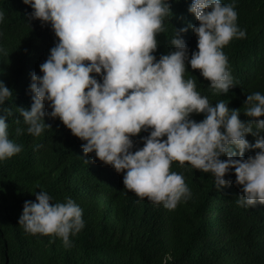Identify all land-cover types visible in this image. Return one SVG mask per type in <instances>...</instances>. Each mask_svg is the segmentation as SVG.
Masks as SVG:
<instances>
[{"label": "clouds", "instance_id": "obj_1", "mask_svg": "<svg viewBox=\"0 0 264 264\" xmlns=\"http://www.w3.org/2000/svg\"><path fill=\"white\" fill-rule=\"evenodd\" d=\"M24 2L33 9L29 16L50 23L58 40L40 64L43 74L31 73L33 102L18 105L27 128L18 126L17 136L25 131L39 136L52 126L46 115L59 118L85 141V153L94 152L92 159L99 157L124 174L127 189L169 209L192 196L183 173L171 170L175 160L211 172L218 189L242 185L241 206L264 203V93H248V118L242 119L240 107L223 99L213 104L197 90L195 78L185 77L190 63L216 92L227 93L235 85L223 46L247 36L237 22L236 0H192L189 11L200 23L176 27L174 47L159 58L157 34L165 31V19L173 12L171 0ZM4 19L0 10V24ZM189 28L198 35L194 51L182 35ZM13 94L0 79V106L6 113L0 114V160L23 148L10 138L7 117L14 110L4 102ZM193 113L205 116L197 120ZM16 121L19 125V116ZM143 131L149 134L140 136L144 143L137 147L134 137ZM250 149L257 151L245 156ZM232 171L235 181L226 176ZM33 192L36 199L24 201L19 224L33 234L58 235L72 247L71 235L86 224L82 206L72 196L53 202L49 191Z\"/></svg>", "mask_w": 264, "mask_h": 264}, {"label": "trees", "instance_id": "obj_2", "mask_svg": "<svg viewBox=\"0 0 264 264\" xmlns=\"http://www.w3.org/2000/svg\"><path fill=\"white\" fill-rule=\"evenodd\" d=\"M191 3L171 0L173 12L165 19V31L157 34L158 58L174 47L176 27L200 23L189 11ZM234 6L239 26L247 29L246 37H233L223 46L235 85L227 93L216 92L210 79L190 63L185 77L195 78L197 90L210 102L229 101L247 119L248 93H264V0H236ZM0 10L5 12L0 79L14 90L4 105L14 110L7 117L10 138L23 145L19 153L0 160V264H164L166 257L167 264H264V203L238 204L242 185L234 182L218 189L211 172L175 160L171 170L183 173L192 196L169 209L127 189L124 174L99 157L92 159L94 152L85 153V141L59 118L46 115L52 126L39 136L27 131L17 136L18 126L27 128L18 105L30 107L33 102L31 73L43 74L40 64L58 37L50 23L29 16L33 9L24 0H0ZM182 35L190 51L198 49V35L191 28ZM0 114L6 115L3 106ZM192 115L200 120L205 113ZM147 134L134 137L137 147L144 143L140 136ZM247 136L255 141L253 134ZM236 175L226 173L233 181ZM36 190L49 191L53 202L72 196L82 206L86 224L71 235L72 247H65L58 235L33 234L19 224L24 201L36 199Z\"/></svg>", "mask_w": 264, "mask_h": 264}, {"label": "bare ground", "instance_id": "obj_3", "mask_svg": "<svg viewBox=\"0 0 264 264\" xmlns=\"http://www.w3.org/2000/svg\"><path fill=\"white\" fill-rule=\"evenodd\" d=\"M260 19V18H259ZM260 24V23H259ZM251 28V27H250ZM256 30V29H255ZM263 31V30H262Z\"/></svg>", "mask_w": 264, "mask_h": 264}]
</instances>
